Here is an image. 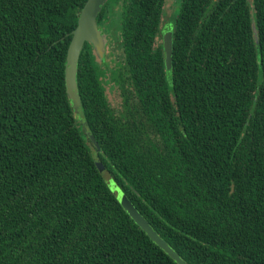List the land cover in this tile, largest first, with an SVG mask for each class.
Listing matches in <instances>:
<instances>
[{
  "label": "trees",
  "instance_id": "obj_1",
  "mask_svg": "<svg viewBox=\"0 0 264 264\" xmlns=\"http://www.w3.org/2000/svg\"><path fill=\"white\" fill-rule=\"evenodd\" d=\"M85 2L0 0V264H179L94 156L187 264H264V0H177L169 66L165 0H107L96 27L122 51L109 77L121 106L85 42L76 81L92 141L64 81Z\"/></svg>",
  "mask_w": 264,
  "mask_h": 264
},
{
  "label": "water",
  "instance_id": "obj_2",
  "mask_svg": "<svg viewBox=\"0 0 264 264\" xmlns=\"http://www.w3.org/2000/svg\"><path fill=\"white\" fill-rule=\"evenodd\" d=\"M106 1L107 0H86V2L84 3L78 14L76 26L71 32V39L67 48L66 62L64 67V81L67 97L71 100V107L74 111V115H78L79 122L84 132L89 137L90 141L93 140V135L90 132L89 126L83 114L80 96L77 88V62L80 51L85 42L91 43L93 45V52L97 58L100 59L103 56V53L105 51V38L103 35H101L100 31L96 27V17L98 15V12L100 11L101 6ZM251 25L252 30L256 35V28L254 23L252 22ZM162 36L163 50L165 53V64L169 66L171 63L172 53V28L168 26ZM119 193L122 195L121 197L125 195L121 190H119ZM122 205L129 210H134L136 212L134 218L138 222V225L139 222H141L140 225L149 234L150 232H152L157 241H160L161 243L165 242L149 226L147 221L136 211V209L128 199L125 198Z\"/></svg>",
  "mask_w": 264,
  "mask_h": 264
},
{
  "label": "rangeland",
  "instance_id": "obj_3",
  "mask_svg": "<svg viewBox=\"0 0 264 264\" xmlns=\"http://www.w3.org/2000/svg\"><path fill=\"white\" fill-rule=\"evenodd\" d=\"M177 6H178V2L177 0H165L164 3V7H163V18L166 19L167 17H174L176 10H177ZM169 19V18H168ZM172 19V18H171ZM162 24V23H161ZM169 24H167L168 26ZM162 40L161 38H157L156 39V44L161 43ZM106 62L108 64V72L101 77L102 81H103V85L105 87V94L108 100V103L110 105V107L112 109L115 110V112H117V110L120 108L121 106V98L119 95V91L117 89V86L114 84L113 81L110 80V73L111 70H113L116 66H118V63L120 61V56L121 51L116 48H110V47H106ZM96 163V166L100 172V174L102 175L105 183L107 184V186L109 187V189L114 193V195L116 196L117 200L120 202V204L122 205L123 201L126 199H128L125 195L121 197L122 195L119 193V190H121L119 188V186L116 184V182L114 181V179L110 176V173L105 169V167L102 165V162L96 157H93ZM122 207L127 211V213L129 214V216L134 220V222L136 224H138V222L136 221V219L134 218V216L136 215V212L134 210H129L128 208L124 207L122 205ZM137 211V210H136ZM138 212V211H137ZM139 213V212H138ZM141 222H139V226L141 227V229H143L147 235L155 242L157 243V245L159 247H161V249L167 254L170 255L177 263L179 264H187L185 261H183L178 254L165 242L161 243L160 241H157L154 237V234L152 232H150V234L140 225Z\"/></svg>",
  "mask_w": 264,
  "mask_h": 264
},
{
  "label": "flooded vegetation",
  "instance_id": "obj_4",
  "mask_svg": "<svg viewBox=\"0 0 264 264\" xmlns=\"http://www.w3.org/2000/svg\"><path fill=\"white\" fill-rule=\"evenodd\" d=\"M178 7V6H177ZM175 17V16H174ZM174 17H167L166 19H162L161 18V31L164 33V31L167 29V27L169 26V27H171L172 28V24H173V19H174ZM169 18V19H168ZM172 18V19H171ZM167 24H169L168 26H167ZM163 33L161 34V35H163ZM157 38H161L162 39V37H157ZM162 43H163V41H162ZM114 46V45H113ZM106 47L108 48L109 47V45H106L105 46V52H104V56H105V60H106ZM118 50V49H117ZM121 51V50H120ZM121 53H122V51H121Z\"/></svg>",
  "mask_w": 264,
  "mask_h": 264
}]
</instances>
